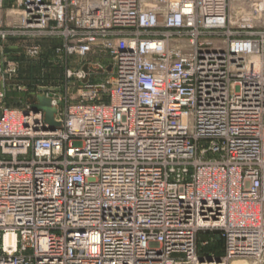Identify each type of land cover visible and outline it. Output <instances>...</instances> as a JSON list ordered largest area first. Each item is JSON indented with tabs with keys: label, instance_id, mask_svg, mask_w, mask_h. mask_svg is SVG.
<instances>
[{
	"label": "built area",
	"instance_id": "obj_1",
	"mask_svg": "<svg viewBox=\"0 0 264 264\" xmlns=\"http://www.w3.org/2000/svg\"><path fill=\"white\" fill-rule=\"evenodd\" d=\"M0 55V264H264V0H0Z\"/></svg>",
	"mask_w": 264,
	"mask_h": 264
},
{
	"label": "rangeland",
	"instance_id": "obj_2",
	"mask_svg": "<svg viewBox=\"0 0 264 264\" xmlns=\"http://www.w3.org/2000/svg\"><path fill=\"white\" fill-rule=\"evenodd\" d=\"M22 57V58H21ZM52 58V53L50 50L49 42L44 43V48L42 54H40L37 59H30L29 57L24 58V55H20L18 61L20 62V73L19 77L25 81H34L41 84L40 89L49 91L50 93L57 94L56 98L60 95L62 98L64 96L69 97L75 101L78 99L77 88H69V93L66 95L67 88L61 83V76H63V62L49 63L48 59ZM2 57L0 55V74L3 70ZM76 67V66H74ZM78 68V67H77ZM98 78V77H97ZM44 85V86H43ZM1 87V85H0ZM9 88V87H8ZM37 89V87H33ZM17 91L12 90L11 87L7 91V96L11 97ZM206 249H210V246Z\"/></svg>",
	"mask_w": 264,
	"mask_h": 264
},
{
	"label": "water",
	"instance_id": "obj_3",
	"mask_svg": "<svg viewBox=\"0 0 264 264\" xmlns=\"http://www.w3.org/2000/svg\"><path fill=\"white\" fill-rule=\"evenodd\" d=\"M21 48L16 47H4V52L8 53L9 55H13L14 53L20 52ZM91 68L93 70L98 71V69L84 66L83 70L85 72L88 71V69ZM107 70H111V66L109 65L107 67ZM37 101V103H36ZM28 102L31 103V106L36 109H41L44 112V120L49 124L51 128L58 127L60 124L57 122L54 118L56 113V107L52 105L51 98L45 94H37V95H28Z\"/></svg>",
	"mask_w": 264,
	"mask_h": 264
},
{
	"label": "crops",
	"instance_id": "obj_4",
	"mask_svg": "<svg viewBox=\"0 0 264 264\" xmlns=\"http://www.w3.org/2000/svg\"><path fill=\"white\" fill-rule=\"evenodd\" d=\"M26 98V93H22V92H16L14 95H12L11 97L6 98V100L8 101V103H15L16 101H25Z\"/></svg>",
	"mask_w": 264,
	"mask_h": 264
},
{
	"label": "trees",
	"instance_id": "obj_5",
	"mask_svg": "<svg viewBox=\"0 0 264 264\" xmlns=\"http://www.w3.org/2000/svg\"><path fill=\"white\" fill-rule=\"evenodd\" d=\"M22 58V57H21ZM210 246V249H206ZM209 246H207L205 248V251L209 252V251H215L217 254H221V247H222V242L221 240H218L212 244H210Z\"/></svg>",
	"mask_w": 264,
	"mask_h": 264
},
{
	"label": "bare ground",
	"instance_id": "obj_6",
	"mask_svg": "<svg viewBox=\"0 0 264 264\" xmlns=\"http://www.w3.org/2000/svg\"><path fill=\"white\" fill-rule=\"evenodd\" d=\"M232 264H242V263H237V262H234V263H232Z\"/></svg>",
	"mask_w": 264,
	"mask_h": 264
}]
</instances>
